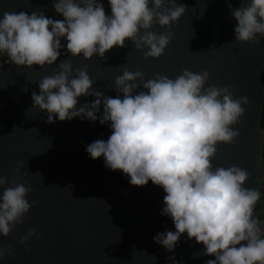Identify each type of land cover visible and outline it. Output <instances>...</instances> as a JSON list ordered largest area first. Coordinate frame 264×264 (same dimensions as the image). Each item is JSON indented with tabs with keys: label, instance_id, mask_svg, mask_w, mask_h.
<instances>
[{
	"label": "clouds",
	"instance_id": "clouds-1",
	"mask_svg": "<svg viewBox=\"0 0 264 264\" xmlns=\"http://www.w3.org/2000/svg\"><path fill=\"white\" fill-rule=\"evenodd\" d=\"M109 4L111 15L99 0H54L63 20L42 11H5L0 18V54L16 66L43 68L57 62L64 47L61 38H66L72 57L104 59L108 51L124 48L131 40L146 59L159 58L174 37L173 23L186 11L177 0H109ZM228 8L237 21L235 41L259 43L264 37V0H241V7L235 9L228 0ZM156 24L166 31L151 30ZM58 68L38 82L40 92L32 93L33 107L47 114L48 123L57 117L60 121L79 117L109 124L108 139L95 140L86 151L92 159L103 156L105 167L122 170L132 185L151 181L163 188L161 214L172 219L175 231L158 233L153 237L157 244L174 252L186 233L187 239L204 245L193 258L215 257L206 264H264V238L256 214L260 190L245 186L250 174L242 167H213L218 144L234 143L240 135L233 125L245 114L244 105L251 107L247 96L235 97L234 85L205 87L207 70L184 69L175 79L161 74L146 79L145 72L125 69L114 87L123 96L113 98L94 87L87 66L73 74L66 59ZM82 96L97 99L81 105ZM101 104L103 112L97 116ZM22 168L23 162H18L12 171L18 177L27 175ZM9 183L0 175L4 188L0 233L5 237L23 224L33 206L26 199L30 187L15 180L14 186L4 187ZM42 235L31 229L21 242ZM6 254L13 253L0 249V259Z\"/></svg>",
	"mask_w": 264,
	"mask_h": 264
},
{
	"label": "water",
	"instance_id": "water-1",
	"mask_svg": "<svg viewBox=\"0 0 264 264\" xmlns=\"http://www.w3.org/2000/svg\"><path fill=\"white\" fill-rule=\"evenodd\" d=\"M186 6L178 23H173L174 37L159 58H145L131 40L124 48L114 47L102 59L94 55L72 57L67 40L61 56L51 66L32 68L8 63L0 54V175L10 183H24L33 206L23 224H17L9 236L0 233V249L10 250L0 264H206L214 256L193 254L203 252L204 245L183 234L174 252H168L153 237L167 230L175 231L170 217L161 214L164 207L163 188L151 181L145 186L130 183L122 170L105 167L104 157L90 158L87 145L111 135L109 124L99 120L47 122V114L33 107L32 93L39 94L38 82L53 74L64 60L75 69L87 66L94 87L106 96H123L114 90L115 79L125 69L142 71L146 79L156 74L175 79L184 69L210 73L205 87L234 85L235 97L247 96L251 107L233 125L240 135L234 143L218 144L213 167L239 166L248 171L245 186L260 190L261 201L256 208L259 218L264 203L261 176L263 172L264 130V37L259 43L235 41L237 21L228 8V0H177ZM233 9L241 0H231ZM105 11L111 15L109 0ZM42 11L52 19L63 20L52 0H0L3 12ZM157 33L165 27L154 25ZM95 96H82L80 104L94 101ZM103 112V104L100 112ZM23 162L22 173L12 169ZM40 175H39V174ZM53 185V186H51ZM57 185L59 187H56ZM0 187V197L3 194ZM35 202V203H33ZM35 229L43 235L21 237Z\"/></svg>",
	"mask_w": 264,
	"mask_h": 264
},
{
	"label": "trees",
	"instance_id": "trees-1",
	"mask_svg": "<svg viewBox=\"0 0 264 264\" xmlns=\"http://www.w3.org/2000/svg\"><path fill=\"white\" fill-rule=\"evenodd\" d=\"M100 2V1H99ZM262 128L264 130V110H263V116H262ZM261 182H262V192H263V198H264V155H263V172H262V176H261ZM264 217V203L262 206V210L259 216V221H260V226H261V219Z\"/></svg>",
	"mask_w": 264,
	"mask_h": 264
},
{
	"label": "rangeland",
	"instance_id": "rangeland-1",
	"mask_svg": "<svg viewBox=\"0 0 264 264\" xmlns=\"http://www.w3.org/2000/svg\"><path fill=\"white\" fill-rule=\"evenodd\" d=\"M52 4H54V0H52ZM262 223H261V237L264 238V217L261 219Z\"/></svg>",
	"mask_w": 264,
	"mask_h": 264
},
{
	"label": "built area",
	"instance_id": "built-area-1",
	"mask_svg": "<svg viewBox=\"0 0 264 264\" xmlns=\"http://www.w3.org/2000/svg\"><path fill=\"white\" fill-rule=\"evenodd\" d=\"M101 3H104L105 0H99Z\"/></svg>",
	"mask_w": 264,
	"mask_h": 264
}]
</instances>
